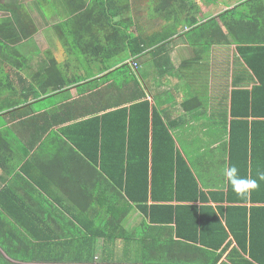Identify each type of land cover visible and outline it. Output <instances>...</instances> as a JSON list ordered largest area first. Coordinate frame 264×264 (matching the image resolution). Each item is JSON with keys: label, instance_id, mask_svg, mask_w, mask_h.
<instances>
[{"label": "trees", "instance_id": "trees-1", "mask_svg": "<svg viewBox=\"0 0 264 264\" xmlns=\"http://www.w3.org/2000/svg\"><path fill=\"white\" fill-rule=\"evenodd\" d=\"M49 1L58 13L64 10L56 25L61 28L66 49L104 63L99 77L82 82L84 79L69 77L63 68L71 60L66 61L65 57L61 62L55 56L50 57L43 74L57 78L52 83L53 94L67 91L73 84L93 88L113 82L120 88L133 87L129 106H118L70 124L64 123L67 122L64 116L52 122L63 124L55 132L63 143L75 146L81 159L100 164L111 186L121 188L122 221L131 209L137 208L148 220L145 226L169 228L171 224L178 238L191 243L188 246L199 244L193 245L198 252L196 258L188 259L186 255L174 262L217 264L222 252L231 245L232 241L227 240L232 235L235 245L227 255L229 262L264 264V0H223L226 4L237 3L206 21L200 19L199 2L203 0H151L150 16L158 19L152 32L149 28L140 31L133 15L125 16L132 11L129 3ZM0 10L8 12L0 17V91L8 88L17 91L4 77L3 62L11 59L10 49L18 54L16 46L32 37L38 25L33 24L21 0H2ZM162 20L169 24L165 26ZM185 27L184 35L191 43L237 44L234 88L230 94L231 120L228 121L227 110L220 115L224 126H230L217 130L214 142L217 143L210 149L197 146L194 140H183L190 130L176 129L177 119L172 118L171 109L162 110L152 104L147 97L149 88L145 90L136 74L144 54L160 55ZM122 54L123 59L114 62ZM157 67L161 71L160 60ZM33 81L34 78L30 81L21 78L22 93L12 92L8 107L28 102L38 89L45 91L47 79ZM206 101L200 96L188 97L180 106L192 111ZM47 130L48 126L43 127L41 135ZM125 233L123 228L121 236ZM223 245L218 254L210 251Z\"/></svg>", "mask_w": 264, "mask_h": 264}, {"label": "crops", "instance_id": "crops-1", "mask_svg": "<svg viewBox=\"0 0 264 264\" xmlns=\"http://www.w3.org/2000/svg\"><path fill=\"white\" fill-rule=\"evenodd\" d=\"M199 3L200 19L206 21L233 7L237 1ZM51 8L49 18H54V22L50 25L54 26L62 20L64 10L58 13ZM0 12V17L8 15ZM39 28L33 36L41 32ZM55 28L61 37V28ZM185 31L186 27L165 45L160 55H143L136 71L139 82L155 95L156 100L147 89L152 104L156 103L162 110L171 109L172 118L177 119V130L184 131L188 125L205 131L229 128V124L224 126L220 115L227 110L228 121L231 120L230 94L234 88L232 75L237 44L191 43ZM24 41L17 46L21 47ZM159 60L161 71L157 67ZM50 62L44 58L4 59L3 62L4 77L17 91L9 88L0 91V233L3 235L0 264H200L172 261L185 259L186 255L188 259L196 258L198 252L193 245L199 244L188 246L191 243L178 238L171 224L170 229L166 225L145 226L148 220L137 208L131 209L123 222L121 188L112 187L100 164L81 159L77 148L63 143L55 133L63 125H52L57 117H66L64 123L70 124L118 106H129L133 87L120 88L113 82L93 85V88L73 84L67 91L53 94L51 87L57 78L43 74ZM69 64L63 67L68 76L85 82L99 77L104 63L86 56L83 63L73 59ZM22 77L29 81L34 78V83L47 79L45 91L38 89L28 102L8 107L12 92L22 93ZM194 96L207 101L200 108L185 111L180 106L182 101ZM45 126L49 130L41 135ZM184 139L189 141L188 137ZM122 223L126 236H121ZM229 240L232 243L222 252L217 264H232L227 255L235 240L232 235ZM224 245L210 251L218 254ZM77 257L83 260L76 261Z\"/></svg>", "mask_w": 264, "mask_h": 264}, {"label": "rangeland", "instance_id": "rangeland-1", "mask_svg": "<svg viewBox=\"0 0 264 264\" xmlns=\"http://www.w3.org/2000/svg\"><path fill=\"white\" fill-rule=\"evenodd\" d=\"M2 1V0H0ZM24 3L25 9L29 11L31 14V18L33 24L36 23L41 32L36 35L32 36L29 39L24 41V44L20 46H16V51L21 56H18L17 53L14 52L13 49H10L11 59L12 58H25V59H32V58H44V59H50V57L55 56L58 58V61H64V58L67 57L66 61L72 60L74 58L79 59L81 63L84 62L85 55L81 52H77L74 49L67 50L58 31L55 28V24L50 25L51 21L50 11L52 10V4L49 0H21ZM119 3H129L131 5L132 11H129L125 14V16L133 15L136 25L139 26L140 31H145L151 29V32L154 31L157 28L158 19H154L150 16V12L148 10V6H151L152 1L151 0H118ZM58 7L62 8L63 6L57 5ZM2 12H0L1 15ZM8 13V12H7ZM3 14L6 15V12H3ZM30 18V19H31ZM162 24L168 25V21L162 20ZM54 22V21H53ZM57 26V25H56ZM134 30V26L132 27ZM182 30V28H181ZM180 32V31H179ZM123 55L119 56L114 60L121 61L123 59ZM10 59V60H11ZM86 62V61H85ZM87 63V62H86ZM93 67L97 68V64L93 62ZM91 68V66H90ZM89 68V69H90ZM154 72V70H152ZM173 86V83L170 82V88ZM173 96H170L169 98H172ZM190 129V135L185 136L188 137L189 141H196L195 144L197 146H202L204 148L210 149V147H213L214 142L216 140V135L218 132L216 129L211 128L212 130H209L205 132V130H202L200 128H193L195 125H188ZM186 130H189V129ZM192 130V131H191ZM209 133V134H205ZM185 140V139H184ZM125 225L128 226L126 223ZM122 227H124V224L122 223ZM123 236H126L123 235Z\"/></svg>", "mask_w": 264, "mask_h": 264}]
</instances>
